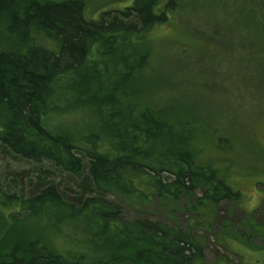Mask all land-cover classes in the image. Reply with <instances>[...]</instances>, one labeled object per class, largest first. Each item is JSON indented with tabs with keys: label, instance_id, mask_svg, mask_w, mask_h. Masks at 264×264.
I'll list each match as a JSON object with an SVG mask.
<instances>
[{
	"label": "trees",
	"instance_id": "obj_1",
	"mask_svg": "<svg viewBox=\"0 0 264 264\" xmlns=\"http://www.w3.org/2000/svg\"><path fill=\"white\" fill-rule=\"evenodd\" d=\"M184 1L209 15L198 45L168 60L202 62L198 88L224 91L227 61L264 66V38L257 46L238 19L230 27V0H118L96 16L85 0H0V172L2 160L35 165L15 173L24 187L11 177L15 191L0 179V264H203L191 232L128 218L112 198L137 209L188 199L197 210L241 200L231 168L203 152L215 136L201 101L220 90L200 101L174 68L147 72L154 33ZM240 1L264 12V0Z\"/></svg>",
	"mask_w": 264,
	"mask_h": 264
},
{
	"label": "rangeland",
	"instance_id": "obj_2",
	"mask_svg": "<svg viewBox=\"0 0 264 264\" xmlns=\"http://www.w3.org/2000/svg\"><path fill=\"white\" fill-rule=\"evenodd\" d=\"M85 1L87 15L96 16L102 6L111 5L118 0ZM125 1L130 0H123ZM236 1L239 2L234 4V1L230 0L229 4L230 27L237 26L235 23L238 21L248 23L255 32L252 41L259 46L260 38H264V12H258L254 7L242 4L240 0ZM197 3L181 2L177 10L181 6L186 8L185 11L174 13L172 21L154 33L151 42L153 61L147 72L153 76L155 69L162 73L170 67L174 68L176 71L174 78L177 80L175 84L187 87L193 90V93L197 92L194 96L200 101L206 91L211 89L217 91V88L220 90L222 95L214 92L209 95L207 101H201L202 109L207 108L211 113V116H208L209 121L212 117L209 129L212 136H215L214 141L204 142L203 152L217 167L231 168L229 176L231 182L242 191L241 200L239 204L233 200H224L213 208L197 210L194 201L188 199L179 202L162 200L154 206L137 209L128 197L112 198L121 204L128 218L149 215L170 225L178 224L183 230L191 232L203 246L205 254L203 264H264V66L259 61L223 63L224 68H230L223 91L215 81L198 88L201 79L196 70L202 62L168 60L175 57L185 44L195 46L200 42V38L197 37L199 35L197 24L200 23L199 19L209 14L198 8ZM223 3L224 1H221L220 4ZM237 68L240 70V76ZM206 102H209L208 106L204 104ZM2 164L8 168L5 176L0 172V179L5 177L6 183L12 185L11 188L9 185L3 188L11 191L17 190L18 186L24 187L27 183L23 174L15 173L35 167L34 164L27 162L20 164L11 162L8 165L2 160ZM11 177H16L18 186L14 187ZM29 188L30 185L27 192ZM2 210L3 205L0 204V217ZM199 221H204L207 226H201ZM228 236L234 239L229 240Z\"/></svg>",
	"mask_w": 264,
	"mask_h": 264
}]
</instances>
